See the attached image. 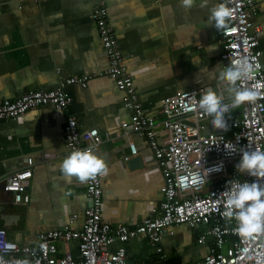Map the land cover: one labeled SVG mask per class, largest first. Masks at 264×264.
<instances>
[{"label":"crops","instance_id":"obj_1","mask_svg":"<svg viewBox=\"0 0 264 264\" xmlns=\"http://www.w3.org/2000/svg\"><path fill=\"white\" fill-rule=\"evenodd\" d=\"M144 113L159 122L164 100L178 91L214 89L229 99L217 78L227 66L221 60L219 31L207 26L209 9L223 0H103ZM260 29V62L264 69V0H253ZM95 0H0V103L31 90H52L73 76L91 75L88 86H66L72 102L66 110L44 105L15 119L0 121V182L26 168L33 160L32 177L25 182L29 201L13 204L0 191V226L7 239L37 246L42 234L73 221L81 226L86 206L85 184L66 178L60 162L69 154L63 135L69 117L81 135L96 129L93 151L107 171L99 174L102 219L111 225L135 227L143 218L159 214L164 176L146 139L127 131L130 115L125 94L105 72L109 61L102 49L97 26L91 18ZM202 95V96H203ZM238 106L226 113L239 117ZM206 133H209V129ZM157 141L166 134L158 130ZM134 144L136 155H131ZM128 157V160L125 158ZM199 233L184 225L170 227L162 236L166 264H194L208 252L211 240L198 243ZM146 239L121 245L131 264H159L161 258ZM58 254L77 256V242H58ZM161 262V261H160Z\"/></svg>","mask_w":264,"mask_h":264},{"label":"built area","instance_id":"obj_2","mask_svg":"<svg viewBox=\"0 0 264 264\" xmlns=\"http://www.w3.org/2000/svg\"><path fill=\"white\" fill-rule=\"evenodd\" d=\"M91 18L97 26L102 49L109 68L105 74L124 92V106L130 115L123 127L144 139L164 176L159 214L142 219L135 227L111 225L102 219V187L99 174L85 182L86 206L81 226L68 225L42 234L37 246L19 245L7 239V231L0 226V264H131L123 245L115 251L109 246L131 239H146L155 247L161 262L166 264L160 246L163 234L172 226L184 225L198 232V243L211 240L206 255L194 264H264V231L242 236L236 231L234 218L226 216L228 181L244 182L256 179L236 171L240 151L264 150V69L260 62V29L254 26L257 7L253 0H223L228 16L227 27L219 31L220 58L226 66H235L246 60L251 69L245 78L237 81L239 88L258 93L254 102H243L239 117L228 118L227 128H215L211 117L198 107L204 91L192 88L176 92L164 100L162 118L156 122L148 117L139 102L131 76L126 71L124 56L113 28L109 25L103 0H95ZM91 75L73 76L52 90H31L18 98L0 103V121L10 120L31 109L51 105L55 110H66L72 102L66 86H88ZM230 103V98L223 100ZM209 129V133L206 130ZM166 134L165 142L156 139L157 131ZM63 135L68 152L97 144L98 131L91 130L83 137L73 117L67 119ZM131 155H136L130 144ZM235 151L231 154L228 151ZM128 160V157L125 158ZM222 162L220 171L209 172L205 167ZM33 160H26V168L2 179L0 191L11 195L13 204H26L29 196L25 182L32 177ZM207 176V177H206ZM77 242V256L58 254V242ZM136 264H151L147 262Z\"/></svg>","mask_w":264,"mask_h":264},{"label":"clouds","instance_id":"obj_3","mask_svg":"<svg viewBox=\"0 0 264 264\" xmlns=\"http://www.w3.org/2000/svg\"><path fill=\"white\" fill-rule=\"evenodd\" d=\"M187 7L193 0H182ZM206 2V0H205ZM228 13L223 5H216L209 9L207 26L219 31L227 27L225 23ZM251 69L246 60H240L235 66H227L217 74V78L229 93L230 103L223 102V98L209 91L199 100V110L207 117H211V124L215 128L226 129L225 114L240 106L243 102H254L258 96L256 91L239 88L237 81L245 78ZM229 154L235 151L227 150ZM61 173L68 179L76 177L84 182L89 177L103 174L107 171L104 159L97 155L91 147L71 151L60 162ZM222 162L205 167L208 175L212 171H220ZM236 171L256 179L244 182L228 181L226 216L236 221V231L242 236H251L264 231V150L240 151L239 161L235 165ZM207 177V176H206ZM18 264H27L19 261Z\"/></svg>","mask_w":264,"mask_h":264},{"label":"water","instance_id":"obj_4","mask_svg":"<svg viewBox=\"0 0 264 264\" xmlns=\"http://www.w3.org/2000/svg\"><path fill=\"white\" fill-rule=\"evenodd\" d=\"M212 92L216 94V92H215V90H214V89L212 90ZM207 131H208V130H206V132H207ZM146 242H147V241H146Z\"/></svg>","mask_w":264,"mask_h":264}]
</instances>
